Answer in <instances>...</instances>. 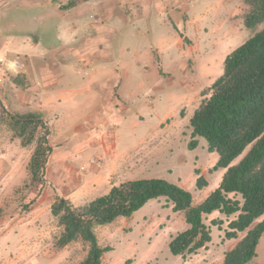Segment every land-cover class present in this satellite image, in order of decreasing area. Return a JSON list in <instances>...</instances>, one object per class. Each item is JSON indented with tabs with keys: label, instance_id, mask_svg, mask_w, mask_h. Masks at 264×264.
Masks as SVG:
<instances>
[{
	"label": "rangeland",
	"instance_id": "obj_1",
	"mask_svg": "<svg viewBox=\"0 0 264 264\" xmlns=\"http://www.w3.org/2000/svg\"><path fill=\"white\" fill-rule=\"evenodd\" d=\"M69 1L0 0V113L2 106L31 112L26 100L39 102L43 73L57 88L77 90L82 101L69 115L42 114L53 148L42 190L29 172L36 142L22 146L0 121V264H79L86 257L88 245L76 242L46 259L63 231L46 202L54 193H74L71 203L81 206L113 186L162 179L189 191L197 205L225 173L212 171L218 154L193 138L190 119L202 91L223 74L226 56L252 36L243 0H90L71 11L60 7L65 16L58 15ZM177 32L193 52L173 44ZM197 170L208 182L201 191ZM234 218L203 216L211 241L184 259L169 249L189 228L184 215L164 197L151 200L130 218L96 228L99 245L112 249L102 264H223L245 236L225 239ZM214 219L223 220L221 229ZM251 264H264V235Z\"/></svg>",
	"mask_w": 264,
	"mask_h": 264
},
{
	"label": "trees",
	"instance_id": "obj_2",
	"mask_svg": "<svg viewBox=\"0 0 264 264\" xmlns=\"http://www.w3.org/2000/svg\"><path fill=\"white\" fill-rule=\"evenodd\" d=\"M87 1L90 0H70L61 9L69 10ZM243 5V24L252 36L226 56L223 74L202 91L203 99L190 119L193 138H204L208 150L218 154L212 171L226 170L218 188L197 205L193 204L189 191L162 179L128 181L81 206L55 195L51 215L63 228L54 244L56 251L82 242L88 245V252L79 264H102L104 254L112 249L99 245L96 228L119 218H130L149 201L164 197L175 213L184 214L189 226L169 243L173 255L186 259L206 248L211 241V231L203 216L219 212L226 218L235 217L228 222L225 239L235 240L240 233H245L225 254L223 264H251L257 257V247L264 235V220L251 227L264 215V0H243ZM14 82L20 84L15 78ZM2 110L0 121L21 140L22 146L36 142L29 172L32 182L40 184L42 190L46 166L53 152L49 144L50 129L41 113L12 114L3 106ZM196 145L195 140L190 144L192 148ZM241 156L243 158L233 164ZM196 174V188L201 191L208 182L199 170ZM211 224L221 229L223 220L214 219Z\"/></svg>",
	"mask_w": 264,
	"mask_h": 264
},
{
	"label": "crops",
	"instance_id": "obj_3",
	"mask_svg": "<svg viewBox=\"0 0 264 264\" xmlns=\"http://www.w3.org/2000/svg\"><path fill=\"white\" fill-rule=\"evenodd\" d=\"M60 3H62V2H60ZM61 6L62 5H60L56 8V13L63 17V16H65V14H64L65 11L60 9ZM73 9H70V11ZM243 13H244V9H242V14H241L242 16H243ZM183 37H181V35L177 32V33H175L174 39L171 38L172 39L171 40L169 37H167V38H169L168 40L173 41V44H177L178 47H182L184 50L186 48V49L193 52V48H194L193 46L194 45L193 46L186 45L184 42V38H186V37H184V38ZM34 44L37 45L38 44L37 41ZM168 45H170V44H168ZM170 47L171 46H168L167 48H170ZM0 60H3V58L0 57ZM205 64L207 65L206 62H205ZM42 68L40 69L41 71H42ZM75 71H76V73H78L77 69H75ZM48 75L50 76V73L49 74L43 73L38 78V79L41 78V80H43L42 83L44 84V88H45L44 90H42V92L37 97L39 102L34 103V100H33L34 98H30L31 100L28 99V102L26 100V103H28V105H26L25 108L32 107L33 109L31 110V112L41 113V114L45 115V117L46 116L50 117L53 115H57V117H58V115H59L58 113L61 110H64V112H67L69 115V113L71 114L73 112V109H75V107H77V109H78L79 108L78 103H81L82 101L79 100L80 95L77 93V90H74V88L73 89L68 88L67 90H65L64 88H62V89L57 88L55 86V82L50 83ZM51 77L52 76H50V78ZM35 78H36V76H35ZM71 101H73V103H74L73 105L70 103ZM140 119H142V118L140 117ZM83 132H85V131H83ZM224 171H225V169H224ZM73 194L74 193H54V194H52L53 197L49 198L46 202L49 203L48 206L50 208V205L52 204L53 198L55 195L62 197V198H65V199H68L69 201L73 202L74 201V195ZM81 202H83V201L79 202L80 205H83V203H81ZM10 245H13V247L16 248V249H13V252L14 251L19 252V250L17 248V243H14V244L11 243ZM49 249H50L49 252H51L52 254H51V256H50V254L47 256V258H46L47 260L58 258V256H60L61 252L65 248L63 250H60L59 252L56 251L52 247Z\"/></svg>",
	"mask_w": 264,
	"mask_h": 264
},
{
	"label": "clouds",
	"instance_id": "obj_4",
	"mask_svg": "<svg viewBox=\"0 0 264 264\" xmlns=\"http://www.w3.org/2000/svg\"><path fill=\"white\" fill-rule=\"evenodd\" d=\"M216 80H217V79H216ZM216 80H215V81H216ZM215 81H214V82H215ZM214 82H213V83H214ZM213 83H212V84H213ZM212 84H211V85H212ZM211 85H210V86H211ZM238 159H239V158H238ZM234 163H235V162H234ZM234 163H233V164H234ZM235 164H237V163H235ZM222 170H224V169H222ZM225 171H226V170H225ZM220 183H221V182H220ZM203 201H204V200H203ZM182 214H183V213H182ZM183 215H184V214H183ZM184 218H185V217H184ZM238 237H239V236H238Z\"/></svg>",
	"mask_w": 264,
	"mask_h": 264
}]
</instances>
